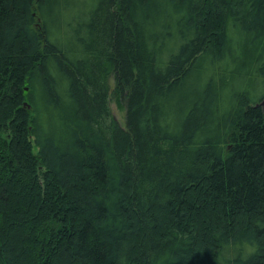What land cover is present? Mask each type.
I'll return each instance as SVG.
<instances>
[{"label":"trees","instance_id":"16d2710c","mask_svg":"<svg viewBox=\"0 0 264 264\" xmlns=\"http://www.w3.org/2000/svg\"><path fill=\"white\" fill-rule=\"evenodd\" d=\"M263 102L264 0H0V264H264Z\"/></svg>","mask_w":264,"mask_h":264},{"label":"rangeland","instance_id":"374dc122","mask_svg":"<svg viewBox=\"0 0 264 264\" xmlns=\"http://www.w3.org/2000/svg\"><path fill=\"white\" fill-rule=\"evenodd\" d=\"M72 1L75 3L76 6H79L81 4L85 5L88 3V0H72ZM110 109H111V113H112L113 117L118 121V123H120L122 125L123 116H124L123 112H121L117 108L116 104L113 101L110 102Z\"/></svg>","mask_w":264,"mask_h":264},{"label":"water","instance_id":"95a60500","mask_svg":"<svg viewBox=\"0 0 264 264\" xmlns=\"http://www.w3.org/2000/svg\"><path fill=\"white\" fill-rule=\"evenodd\" d=\"M262 104H264V102Z\"/></svg>","mask_w":264,"mask_h":264}]
</instances>
